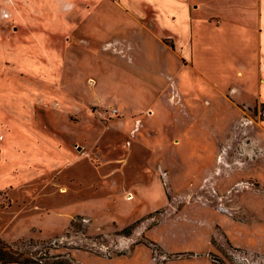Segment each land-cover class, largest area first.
Wrapping results in <instances>:
<instances>
[{
	"label": "rangeland",
	"instance_id": "374dc122",
	"mask_svg": "<svg viewBox=\"0 0 264 264\" xmlns=\"http://www.w3.org/2000/svg\"><path fill=\"white\" fill-rule=\"evenodd\" d=\"M117 2L0 0V264H264V103L175 93ZM57 139L114 174L61 188Z\"/></svg>",
	"mask_w": 264,
	"mask_h": 264
},
{
	"label": "crops",
	"instance_id": "0c3cea01",
	"mask_svg": "<svg viewBox=\"0 0 264 264\" xmlns=\"http://www.w3.org/2000/svg\"><path fill=\"white\" fill-rule=\"evenodd\" d=\"M117 3L124 19L150 18L165 32L169 41L166 46L171 52L167 54L166 63L177 67L169 74L175 93L183 95L190 81L201 87L200 92L210 95L218 92L235 102L249 97L251 101L259 99L264 103V0H118ZM150 5L154 6L155 14L146 18L147 13L142 14L141 8L149 12ZM163 15H166L167 26ZM204 85L213 90L207 91ZM10 134L11 138L17 135L13 131ZM57 140L59 146L54 149L55 153L59 156L65 153L72 160L68 180L62 178L59 169L55 170L59 183L64 185L61 188L86 190L87 180L93 173L114 174L107 163L97 166L86 153L74 152L73 142ZM37 141L46 149V140ZM26 158L40 160L28 155ZM60 161L59 168L66 164ZM54 162H57L56 157ZM92 184L95 187L96 183ZM247 230L253 235L255 228L247 226Z\"/></svg>",
	"mask_w": 264,
	"mask_h": 264
},
{
	"label": "trees",
	"instance_id": "16d2710c",
	"mask_svg": "<svg viewBox=\"0 0 264 264\" xmlns=\"http://www.w3.org/2000/svg\"><path fill=\"white\" fill-rule=\"evenodd\" d=\"M1 254V256L3 255L4 256V253L2 254V253H0ZM0 260H1V257H0Z\"/></svg>",
	"mask_w": 264,
	"mask_h": 264
}]
</instances>
